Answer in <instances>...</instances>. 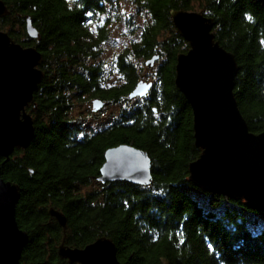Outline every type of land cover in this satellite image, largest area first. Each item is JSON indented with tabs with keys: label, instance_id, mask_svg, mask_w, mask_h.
I'll list each match as a JSON object with an SVG mask.
<instances>
[{
	"label": "trees",
	"instance_id": "trees-1",
	"mask_svg": "<svg viewBox=\"0 0 264 264\" xmlns=\"http://www.w3.org/2000/svg\"><path fill=\"white\" fill-rule=\"evenodd\" d=\"M10 14L0 17L21 46L43 55L45 77L34 94L35 137L10 161L0 158L2 179L18 185L16 220L29 235L20 264H69L57 252L64 233L49 215L59 210L68 220L65 243L85 248L97 239L116 245L121 264H264V224L253 230L241 202L209 194L200 202L188 166L201 150L195 147L193 112L175 84L177 58L189 44L174 27L171 11L201 12L214 20L213 34L239 66L234 93L255 134L264 131V2L262 0H135L149 21L141 28L122 18L136 36L115 57L120 81L108 85L102 64H89L110 38L105 4L117 0H2ZM91 12L89 17L86 13ZM252 19L249 20L248 17ZM30 17L39 32H26ZM96 25L94 31L91 26ZM159 55L155 81L145 98L130 100L141 77L140 62ZM107 72V73H106ZM120 106L109 126L85 131L70 117L90 100ZM130 145L148 153L153 181L149 186L98 182L105 152ZM97 184V188L83 192Z\"/></svg>",
	"mask_w": 264,
	"mask_h": 264
},
{
	"label": "water",
	"instance_id": "water-1",
	"mask_svg": "<svg viewBox=\"0 0 264 264\" xmlns=\"http://www.w3.org/2000/svg\"><path fill=\"white\" fill-rule=\"evenodd\" d=\"M9 14L0 0V17ZM170 15L190 46L177 58L175 84L192 109L195 147L202 151L188 166V181L208 194L242 202L248 209L264 214V131L251 132L238 107L234 93L237 60L215 41L213 19L182 10H173ZM26 32L31 39L39 37L30 17ZM159 58L156 55L148 60L146 67L153 68ZM42 64L43 55L36 48H25L0 31V158L5 159L4 163L10 161L16 149L26 150L34 140L36 128L27 108H37L34 94L45 77ZM152 87L153 83L142 77L129 99L147 97ZM105 107L107 103L100 99L92 101L93 113ZM104 157L97 180L102 185L152 183V161L145 151L120 145L108 149ZM20 198L18 185L5 181L0 174V264H20L29 240L16 220ZM49 215L64 233L59 258L69 264H121L112 239L103 237L85 248H71L65 243L67 217L54 208Z\"/></svg>",
	"mask_w": 264,
	"mask_h": 264
},
{
	"label": "rangeland",
	"instance_id": "rangeland-1",
	"mask_svg": "<svg viewBox=\"0 0 264 264\" xmlns=\"http://www.w3.org/2000/svg\"><path fill=\"white\" fill-rule=\"evenodd\" d=\"M113 1V0H111ZM118 2L115 3V6H111L109 4H105L107 13L102 16V21L104 22L105 19H110V38L109 40L103 45V53L100 58L96 61H88L89 64H102L106 71L110 73L113 70L114 66V59L116 55L132 41L135 39L136 36L131 35L127 26L125 25V21L116 22V16L114 15V7H118L121 9L123 16L122 18L129 19L133 17L134 25L137 28H141L145 22L149 21L148 15L146 13H141L140 15L137 12V7L133 3L126 2L124 0H117ZM199 12V11H196ZM201 13V12H200ZM96 25L91 26V30L94 31ZM8 33L7 31H3ZM142 67L141 69V77L145 78L146 82H154L156 70L158 64H155L153 68H147L145 62L139 63ZM106 72V73H107ZM111 73V77L108 80V85H111L117 82L119 78L118 73ZM141 80V78H140ZM120 81V79H118ZM94 100V99H93ZM90 100L88 103L84 105H80L79 107L73 110L71 114L72 121L75 125L80 126L85 131H92V130H99L105 128L112 124L115 119H117L120 111V106L118 105H110L105 107L98 113H93L92 111V101ZM28 110V109H27ZM97 188V184L95 183L92 187L88 189H84L83 192H87ZM190 194L198 199L200 202L208 201L210 196H207L203 193L200 189H190ZM245 217L248 220L250 227L257 231L261 226L264 224V215L255 214L252 212L244 211ZM164 264H167L166 262Z\"/></svg>",
	"mask_w": 264,
	"mask_h": 264
},
{
	"label": "snow or ice",
	"instance_id": "snow-or-ice-1",
	"mask_svg": "<svg viewBox=\"0 0 264 264\" xmlns=\"http://www.w3.org/2000/svg\"><path fill=\"white\" fill-rule=\"evenodd\" d=\"M86 15L90 17V16L92 15V13H91V12H88V13H86ZM248 19H249V20H251V19H252V17H251V16H249V17H248Z\"/></svg>",
	"mask_w": 264,
	"mask_h": 264
},
{
	"label": "bare ground",
	"instance_id": "bare-ground-1",
	"mask_svg": "<svg viewBox=\"0 0 264 264\" xmlns=\"http://www.w3.org/2000/svg\"><path fill=\"white\" fill-rule=\"evenodd\" d=\"M27 112H28V110H27ZM28 113H29V112H28ZM203 192H204V191H203ZM205 193H206V192H205ZM207 194H208V193H207ZM209 195H210V196H214V195H212V194H210V193H209ZM225 198H226V197H225ZM228 199H229V198H228ZM241 203H242V202H241ZM242 204L244 205V203H242ZM244 206H245V205H244ZM245 207H246V206H245ZM253 211H254V210H253ZM258 214H260V215H264V214H261V213H258ZM26 246H27V245H26Z\"/></svg>",
	"mask_w": 264,
	"mask_h": 264
}]
</instances>
